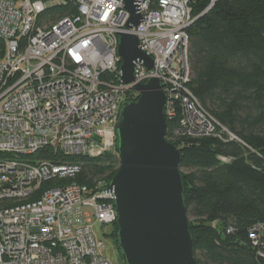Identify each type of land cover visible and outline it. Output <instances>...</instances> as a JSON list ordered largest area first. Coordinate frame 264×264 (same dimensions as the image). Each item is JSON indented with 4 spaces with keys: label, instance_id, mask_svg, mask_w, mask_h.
Here are the masks:
<instances>
[{
    "label": "built area",
    "instance_id": "1",
    "mask_svg": "<svg viewBox=\"0 0 264 264\" xmlns=\"http://www.w3.org/2000/svg\"><path fill=\"white\" fill-rule=\"evenodd\" d=\"M190 2L142 0L139 24L128 28L122 0H0V264H110L90 224L116 221L109 180L72 178L116 151L114 123L126 93L138 95L135 84L159 80L170 143L239 141L188 87ZM59 6L72 9L44 21ZM123 31L152 58L151 68L137 61L126 84ZM262 228L249 230L254 245Z\"/></svg>",
    "mask_w": 264,
    "mask_h": 264
},
{
    "label": "trees",
    "instance_id": "2",
    "mask_svg": "<svg viewBox=\"0 0 264 264\" xmlns=\"http://www.w3.org/2000/svg\"><path fill=\"white\" fill-rule=\"evenodd\" d=\"M211 1L190 2L195 19L187 28L188 87L240 142L225 134L224 140L185 137L181 146L172 143L181 154L192 254L196 264H264V0ZM71 9H51L44 21L54 23ZM172 125L167 123V133ZM218 155L232 159L224 163ZM114 162L119 164L116 151L96 156L77 181L109 180L118 169ZM256 225L263 228L254 245L249 230Z\"/></svg>",
    "mask_w": 264,
    "mask_h": 264
},
{
    "label": "water",
    "instance_id": "3",
    "mask_svg": "<svg viewBox=\"0 0 264 264\" xmlns=\"http://www.w3.org/2000/svg\"><path fill=\"white\" fill-rule=\"evenodd\" d=\"M122 1L130 13L126 27L137 26L142 0ZM117 35L119 79L126 84L134 80V64L151 68L152 58L140 49L136 34ZM134 90L137 97L121 104L114 123L119 164L107 188L115 195L117 250L122 264H196L180 149L166 139L164 91L157 78L135 84Z\"/></svg>",
    "mask_w": 264,
    "mask_h": 264
},
{
    "label": "rangeland",
    "instance_id": "4",
    "mask_svg": "<svg viewBox=\"0 0 264 264\" xmlns=\"http://www.w3.org/2000/svg\"><path fill=\"white\" fill-rule=\"evenodd\" d=\"M209 137H212V136H209ZM111 164H112L111 165L112 168L117 169L118 164H116L115 162ZM182 172L185 174V172H187V169H182ZM79 177H80L79 175H76L72 179L78 180ZM99 179L107 181V176H103ZM90 224L92 225L94 236H96L98 240L101 239L104 246L106 247L103 252L105 256L109 259L110 264H122L120 253L117 250V246H116L118 235L117 233L115 235H112V231L114 230V224H111V223L101 224L100 222H97L94 218L91 219Z\"/></svg>",
    "mask_w": 264,
    "mask_h": 264
},
{
    "label": "bare ground",
    "instance_id": "5",
    "mask_svg": "<svg viewBox=\"0 0 264 264\" xmlns=\"http://www.w3.org/2000/svg\"><path fill=\"white\" fill-rule=\"evenodd\" d=\"M146 83V82H145Z\"/></svg>",
    "mask_w": 264,
    "mask_h": 264
}]
</instances>
